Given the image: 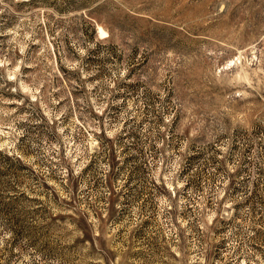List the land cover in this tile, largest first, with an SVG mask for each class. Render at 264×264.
<instances>
[{
  "label": "rangeland",
  "instance_id": "obj_1",
  "mask_svg": "<svg viewBox=\"0 0 264 264\" xmlns=\"http://www.w3.org/2000/svg\"><path fill=\"white\" fill-rule=\"evenodd\" d=\"M0 0V264H264V0Z\"/></svg>",
  "mask_w": 264,
  "mask_h": 264
},
{
  "label": "trees",
  "instance_id": "obj_2",
  "mask_svg": "<svg viewBox=\"0 0 264 264\" xmlns=\"http://www.w3.org/2000/svg\"><path fill=\"white\" fill-rule=\"evenodd\" d=\"M28 2H30V0Z\"/></svg>",
  "mask_w": 264,
  "mask_h": 264
}]
</instances>
